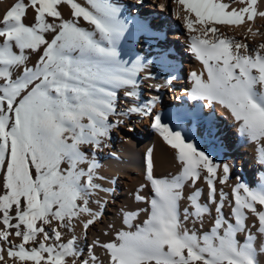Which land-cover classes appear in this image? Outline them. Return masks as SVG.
<instances>
[{
	"label": "snow or ice",
	"instance_id": "6c2138e0",
	"mask_svg": "<svg viewBox=\"0 0 264 264\" xmlns=\"http://www.w3.org/2000/svg\"><path fill=\"white\" fill-rule=\"evenodd\" d=\"M171 2L188 32V50L202 65L189 74L188 98L225 109L240 138L257 146L255 161L264 167V43L250 47L218 27L264 18L258 0ZM123 12L114 0H16L0 18V264H264V177L255 186L238 180L230 196L218 193L230 166L201 150L182 122L154 112L158 96L141 99V73L155 62L125 50L136 25ZM248 34L258 30L249 24ZM122 99L131 106L119 108ZM132 116L150 119L177 171L156 176L149 148L145 183L134 194L144 206L121 210L114 238L97 237L85 252L75 229L81 226L86 239L108 203L95 197L115 192L97 182L107 179L98 157ZM141 214L146 218L137 222ZM206 216L212 226L201 231Z\"/></svg>",
	"mask_w": 264,
	"mask_h": 264
},
{
	"label": "bare ground",
	"instance_id": "6f19581e",
	"mask_svg": "<svg viewBox=\"0 0 264 264\" xmlns=\"http://www.w3.org/2000/svg\"><path fill=\"white\" fill-rule=\"evenodd\" d=\"M14 2L16 0H1L0 10L5 9L9 3L11 6ZM114 2L122 6L125 18L133 21L136 25L133 35L124 44L125 50H129V56L134 58L136 54H139L146 61L155 62L149 64L145 72L141 73V99L147 100L158 96L159 101L154 112H160L166 122L172 124L182 122V126L190 130L189 136L195 140L201 150L210 154L214 160L227 163L230 166L231 178L227 184L217 185L218 193L222 188L230 196L231 188L238 180L255 186L261 177H264V167L255 161L257 146L240 138L230 114L220 105L201 107L206 102L188 100L186 90L191 88L189 74L192 71L199 73L202 70V65L188 50V32L184 28L183 22L177 19L174 14L175 4L171 0H143L142 4L138 3V0H114ZM223 2L229 3L230 0H223ZM160 3L166 5L163 12L158 7ZM241 6L243 5L231 4V7L239 8ZM61 11L65 18L70 17V8L67 5H62ZM258 11H264V0H258ZM31 21L32 14L29 12L25 22L30 23ZM249 24L254 31L258 30V34L255 37L248 34L245 39ZM218 27L221 32L248 43L250 47L264 43V18L259 16H256L253 22H248L245 17V23L239 26L222 25ZM47 38L50 39L51 36L49 35ZM36 59L35 55L31 56L28 61L29 66H32ZM173 76L175 79H172ZM167 80H171V83L167 87L157 90L155 86L163 85ZM178 89H180L179 93ZM120 95L123 97L122 92ZM131 104L132 101L122 99L118 107L127 108ZM181 105H186L185 113L180 112ZM215 116L218 118L216 119ZM208 117L211 119L210 123L207 122ZM124 120L125 125L113 130L110 142L112 147L98 157L102 165L99 173L107 179L97 182L101 183L103 187L115 188L112 195L100 192L98 197H95L108 201L101 218L102 222L89 229L86 239L83 237L81 226L77 225L75 229L78 245L84 248L85 252L87 245L91 244L93 239L99 237L101 240H106L114 234L121 225V210L130 211L136 209L137 206L139 208L144 206L135 202L134 194L140 185L145 183L146 153L149 148L153 152L156 176H167L175 174L177 171L171 150L151 128L150 119L132 116L131 119L125 117ZM129 128L133 130L129 131ZM109 152L114 153L115 156L109 155ZM237 165L239 168L236 170ZM113 178L116 180L114 185L110 183ZM142 194L148 196V189H144ZM206 195L207 191H205V197ZM92 206L96 207V205ZM224 212L226 215L230 212L227 202ZM214 216L213 206L212 217ZM141 217L146 218L143 214ZM212 217L206 216L205 218ZM249 223L251 224V220ZM109 224L114 227L109 236H104L103 232L107 230ZM209 229L210 227L201 231ZM94 252L96 253V249Z\"/></svg>",
	"mask_w": 264,
	"mask_h": 264
},
{
	"label": "rangeland",
	"instance_id": "374dc122",
	"mask_svg": "<svg viewBox=\"0 0 264 264\" xmlns=\"http://www.w3.org/2000/svg\"><path fill=\"white\" fill-rule=\"evenodd\" d=\"M0 2H1V0H0ZM9 7H10V3L8 4V6H6V8L5 9H3L2 11L0 10V18H2V16H3V14L9 9ZM177 88V87H176ZM181 90H183L182 88H180ZM180 89H178V93L180 92ZM185 92V91H184ZM170 95H171V93H170ZM165 97V96H164ZM188 100H189V98H188ZM187 103V102H186ZM185 103V104H186ZM182 104H183V100H182ZM180 112H183V113H185L186 112V105H184V106H180ZM216 117V119L218 118V116H215ZM207 122L208 123H210L211 122V119L208 117V120H207ZM118 140V138L116 139V141ZM239 168V166L237 165L236 166V170ZM239 172V171H238ZM202 184V185H201ZM200 184V187L201 188H203L204 189V192L205 191H207V187H206V185L205 184H203V183H201ZM139 205V204H138ZM140 205H142V204H140ZM184 206H186V204L184 203V202H182V205H181V207L183 208ZM139 208V206H137L136 207V209H138ZM136 209H134V210H136ZM134 210H130V211H134ZM142 215V214H141ZM143 219H145V218H143V217H139L138 218V221L137 222H142V220ZM207 219V220H206ZM209 218H205V220H204V226H206L205 228H208V227H211L212 226V218H210L209 220H208ZM123 225H122V217H121V225H120V227L118 228V229H120L121 227H122ZM198 226L200 227V225L199 224H197L196 225V227L198 228ZM204 226H203V229H205L204 228ZM189 227H191V224H189ZM117 229V230H118ZM204 231H208V230H204ZM115 233V232H114ZM71 236H72V233H67L66 235H65V237H64V239L65 240H67V239H70L71 238ZM111 238H114V234H112L111 236H109L108 238H106V240H109V239H111ZM105 240V241H106ZM18 242V241H17ZM98 249V250H97ZM96 254L98 255V256H100L101 258H103V256H104V253L102 252V250H100L99 248H96Z\"/></svg>",
	"mask_w": 264,
	"mask_h": 264
}]
</instances>
